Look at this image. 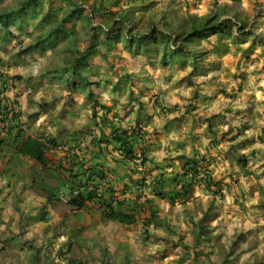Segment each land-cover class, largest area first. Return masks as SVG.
<instances>
[{
  "label": "clouds",
  "instance_id": "obj_1",
  "mask_svg": "<svg viewBox=\"0 0 264 264\" xmlns=\"http://www.w3.org/2000/svg\"><path fill=\"white\" fill-rule=\"evenodd\" d=\"M23 6L0 0V264H264V0Z\"/></svg>",
  "mask_w": 264,
  "mask_h": 264
},
{
  "label": "trees",
  "instance_id": "obj_2",
  "mask_svg": "<svg viewBox=\"0 0 264 264\" xmlns=\"http://www.w3.org/2000/svg\"><path fill=\"white\" fill-rule=\"evenodd\" d=\"M33 6H34V0H24V6L22 8L17 9L14 14H16V15L23 14L25 9L33 7ZM62 27L63 26H61V28ZM57 31L59 32V31H61V29H57ZM25 147H28V146L26 145Z\"/></svg>",
  "mask_w": 264,
  "mask_h": 264
}]
</instances>
